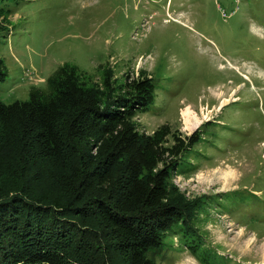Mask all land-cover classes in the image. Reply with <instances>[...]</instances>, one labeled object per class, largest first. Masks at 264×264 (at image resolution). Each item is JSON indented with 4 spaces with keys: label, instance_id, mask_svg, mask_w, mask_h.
Wrapping results in <instances>:
<instances>
[{
    "label": "rangeland",
    "instance_id": "rangeland-1",
    "mask_svg": "<svg viewBox=\"0 0 264 264\" xmlns=\"http://www.w3.org/2000/svg\"><path fill=\"white\" fill-rule=\"evenodd\" d=\"M0 9L3 103L28 100L63 63L95 80L107 67L118 82L144 70L155 95L138 131L200 134L171 185L184 202L205 198L193 221L205 252L170 233L158 264H264V0H0ZM187 106L200 121L192 128Z\"/></svg>",
    "mask_w": 264,
    "mask_h": 264
},
{
    "label": "trees",
    "instance_id": "trees-1",
    "mask_svg": "<svg viewBox=\"0 0 264 264\" xmlns=\"http://www.w3.org/2000/svg\"><path fill=\"white\" fill-rule=\"evenodd\" d=\"M154 95L144 70L118 82L63 63L28 100H0V264H158L170 233L203 255L193 221L205 198L184 202L171 185L200 134L138 131Z\"/></svg>",
    "mask_w": 264,
    "mask_h": 264
},
{
    "label": "bare ground",
    "instance_id": "bare-ground-1",
    "mask_svg": "<svg viewBox=\"0 0 264 264\" xmlns=\"http://www.w3.org/2000/svg\"><path fill=\"white\" fill-rule=\"evenodd\" d=\"M224 99H225L224 101L227 100L226 98H224ZM224 101H223V102H224ZM192 109H193V108L187 106V107H186L185 109H183L182 112H181L182 117H183V121H184V123L186 124V126H188V128H189V127L192 128V126H193L194 124H199V122H200L199 119L197 118V116L193 114V110H192ZM192 120L195 121V122H193V123H194L193 125H191ZM223 176H224L225 178H234L235 173H234L233 171L224 172Z\"/></svg>",
    "mask_w": 264,
    "mask_h": 264
},
{
    "label": "clouds",
    "instance_id": "clouds-1",
    "mask_svg": "<svg viewBox=\"0 0 264 264\" xmlns=\"http://www.w3.org/2000/svg\"><path fill=\"white\" fill-rule=\"evenodd\" d=\"M193 264H198V262H196V261L194 260V258H193Z\"/></svg>",
    "mask_w": 264,
    "mask_h": 264
}]
</instances>
